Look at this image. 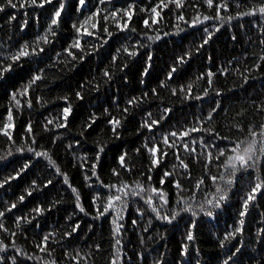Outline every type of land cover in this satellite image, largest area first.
Returning a JSON list of instances; mask_svg holds the SVG:
<instances>
[{"label":"snow or ice","instance_id":"snow-or-ice-1","mask_svg":"<svg viewBox=\"0 0 264 264\" xmlns=\"http://www.w3.org/2000/svg\"><path fill=\"white\" fill-rule=\"evenodd\" d=\"M119 2L121 6H117L113 0H96L97 5L105 7L94 6L89 8L87 15H84L83 9L89 6L90 0H77L74 10L79 12L82 18L71 22V28L74 31L73 37L70 38L71 42L61 51H57L53 45L57 43L63 15L67 12V0H0V13L5 14L4 23H0V29L8 25L21 33L28 27V9L36 11L51 6L46 27L32 40H16L15 32H13L8 35L6 41H0V80L5 79L6 75L13 72L15 68H23L25 64L29 66L26 83L22 88L9 94L7 115L0 124V136L5 138L6 142L4 155L0 156V163H3V170H0V190L3 192V195H0V264H29V262L58 264L54 257L56 248L50 245L61 247L68 264H95L96 254L102 253L101 244L86 245L89 248L87 252H82L80 248L72 245V239L79 232L83 222L75 220L74 217L81 213L89 217L90 223L86 229L88 232L93 231L95 222L106 217L109 219L112 238L107 264H124L126 257L123 237L127 231L124 221L132 205H136L137 219H133L131 224L133 229H141L139 237L141 245H145L146 240L154 239L150 234L154 231L152 228L154 221L171 225L178 217L183 218L182 214H189V225L183 234V242L180 246L179 264H192L189 249L196 239L194 230L197 219L201 216L210 220L215 219L218 212L224 210L228 204L230 194L233 193L239 181H243V184L240 185V205L235 212L236 218L233 224L225 229L222 238H218V247L223 250V258L220 259L219 264H264V226L257 227L251 235V242L242 239L246 233V218L250 216L253 209L259 208V201L264 200V173L261 172V168H264V121L259 125L252 121L245 124L243 119L246 115L245 109L237 110L229 117L228 111L222 108L220 103L223 92L214 85V77L217 74L227 78L231 72H234L241 77V86H243L250 78H254L253 70L256 72L264 70V0H202L205 11L210 14L201 12L202 5L193 3L192 0H154V3L148 7L139 9L141 13L146 14L137 17L142 20L143 32H139L133 24L137 13L136 0H119ZM108 5L111 7H107ZM188 7L194 9V15L186 19L184 13ZM19 9H24L23 18L19 24H15L17 15L9 10ZM165 10L168 15L174 16L178 23L174 25L175 33L164 32L162 36L156 30V26L164 20L162 13ZM34 18L39 20V15L37 14ZM245 18L249 19L256 33L254 37H248L251 56L244 55L239 59L229 60L226 65H220L217 72H213L209 67L206 72H200L186 85L171 86L175 84L174 77L179 68L192 60L194 54L198 55L222 28L228 26L246 31L245 25L241 23ZM110 19L114 31L109 30ZM233 21H236L235 25ZM180 22L186 27H181ZM201 25L203 27L200 29L202 35L199 38V44L194 38L192 48L185 49L182 54L175 56L164 74V79L158 80L157 87L142 90L140 96H130L126 106L121 109L123 113L121 118L112 115L108 108L103 109L108 117L106 124L110 126L109 130L115 139L120 138L119 130L123 128L122 120L127 118L130 109H141L142 119L137 135H140L141 130L145 134L142 137L141 146L135 149V155L140 156L142 151L147 154L146 171L138 170L134 159L130 157L127 150H124L113 157L116 166L110 169V175L116 182H105L101 179L100 163L102 156L106 155L107 145L97 141L91 158L86 153L80 155L76 151L81 147L82 140L86 139L85 133L92 129L99 119L95 112L89 113L78 137H73L72 141L65 142L64 137L55 134L56 130L69 129L70 117L74 114L72 101L67 95L60 97L64 106L59 114L54 119L46 118L42 127L44 132L53 133L51 144L55 146L59 142L64 146L72 166L81 170L85 185L93 193L90 198L92 212H88L82 203L80 191L73 186L68 173L62 170L57 160L53 158L52 148H45L37 140L31 121L27 123L24 135L19 137V143L14 138L13 107L22 110L25 106L21 102L23 99L26 100L27 107L31 109L33 103L29 93L34 86H38V82L45 81L46 71L52 68L64 70L61 65H65V60L75 67L87 56L99 52L101 47L108 45L114 35L121 33L124 35L120 46L115 48L114 53L108 51L112 68L124 72L129 67V62L137 60L141 57L142 50H146L143 51V65L140 71V84L145 85V78L153 66L152 45L163 40L164 37L180 35L186 29L195 30ZM149 30L156 31V34L150 35ZM88 39L92 40L90 48L85 46ZM232 39L236 40V36L233 35ZM4 44H7L6 48ZM253 48H259L260 52L252 51ZM49 52L53 55H49ZM208 59L211 62L212 58L208 57ZM249 61L251 62L248 63ZM112 68L103 69L101 75L105 84L110 83L115 77ZM94 80L95 77L92 78V81ZM92 81L79 84V90L74 93L76 100L83 101L86 90L99 92L100 84ZM201 82L206 87L200 88ZM194 85L196 86L195 94ZM158 88L167 90L171 96L179 97L184 101H204L212 94L209 108L206 112L201 108L200 115L194 113L193 121L172 124L170 115L173 108L161 103L157 105L158 116L154 118L153 112L143 109L142 105L149 102V92L152 98L160 99ZM118 99L117 97L113 103L118 104ZM36 101L38 104L45 102L40 96L36 97ZM251 108L257 116H264V98L253 99ZM221 113H224L225 120L236 121L225 124L223 127H226L229 133H237V136L222 135L219 128L214 126ZM195 133L200 135L194 136ZM241 135L243 138H240ZM17 154L23 159L18 160ZM188 159H191L194 164H202L204 168V175L194 182L191 179ZM41 161L45 162V169H50L51 175L58 178L61 186L67 187L73 197L74 209L66 216V221L70 223L63 232H58L56 229L36 232L35 235L39 239L33 238L34 251L29 254L17 245L16 237L20 235L27 240L29 226L31 229H39L40 219L45 218L46 214L52 212L54 208H58L64 199L62 195H59V190H57L58 198H49L51 192L45 190L49 189V186L52 189L56 188L53 179L49 177L33 178L24 187L16 185L20 189L19 193L16 191L9 193V189L13 187L14 181L20 180L30 170L35 172ZM169 164H171L170 168ZM8 168L12 169L11 172L7 171ZM157 169L161 170L162 175L157 183H153V173ZM124 175H127L129 179H124ZM182 179L191 183L192 187L186 188ZM206 180L208 184L205 183ZM166 182L170 183L175 190L174 202L164 189ZM185 192L191 193L187 199L184 197ZM198 194L201 197L200 200H196ZM26 198H32V201L36 202L29 207L25 203ZM257 215L259 225H264V211L258 212ZM140 221L144 223L141 224ZM144 234H148L146 238ZM157 237L160 240L166 239L164 234L157 233ZM233 241L236 243L233 244ZM151 251L157 252L156 249ZM196 253V264H201L199 249H196ZM137 256L139 260L146 259L143 251ZM165 257L166 253L158 252L151 264H174Z\"/></svg>","mask_w":264,"mask_h":264},{"label":"trees","instance_id":"trees-1","mask_svg":"<svg viewBox=\"0 0 264 264\" xmlns=\"http://www.w3.org/2000/svg\"><path fill=\"white\" fill-rule=\"evenodd\" d=\"M68 7L67 12L63 15V23L59 30V36L57 37V43L53 45L57 51H61L62 48L66 47L68 43L71 42L70 38L73 37L74 31L71 28V22L82 18L79 12L74 10V6L77 3V0H67ZM117 6H121L119 0H113ZM193 3H198L202 5V0H192ZM154 3V0H136L137 13L134 17L133 24L139 32H143L142 20L137 17L146 15L141 13L139 9L141 7H148L150 4ZM94 6H99L104 8V5H97L96 0H90L89 6L83 9L84 15H87L89 8ZM107 7H111L108 5ZM51 11V6L47 9H39L33 11L28 9V27L23 33L14 29L11 26L5 25V28L0 29V41H6L8 35H11L15 32L16 40H32L37 33L43 32L46 27V23L49 18V13ZM201 12L205 14H210L205 11V6H201ZM9 12L17 15V21L15 24H19L23 18L24 9L19 10H9ZM39 15V20H36L34 17ZM186 19H189L194 15V9L188 7L185 11ZM5 14L0 13V23H4ZM164 20L156 26V30L163 36L164 32L175 33L176 29L174 25L178 23L175 20L174 16L168 15L167 10L162 13ZM151 23V21H150ZM181 27H186L182 22ZM245 25L246 31H242L238 28H230L225 26L222 28L219 33H217L213 40L206 45L198 55L194 54L192 60L187 64L182 65L177 74H175V84L171 86L177 87L179 84H187L190 81L194 80L195 77L200 72H206L209 67L212 68L213 72H217V69L220 65H226L227 61L233 59H239L244 55L251 56V52L248 48V37L255 36L256 33L251 27V22L248 18H245L244 21H241ZM236 24V21H233V25ZM108 27L110 31H114V26L111 19L108 21ZM203 25L199 26L197 29H186L185 32H182L180 35H172L164 37L163 40L158 41L152 45L153 53V66L149 72V75L145 78V85L140 84V71L143 65V51L141 57L137 60L129 62V67L125 69L124 72L118 71L116 68H112L111 62L108 58V51H113L116 47L120 46L121 41L123 40V33L114 35L112 40L109 41L108 45L101 47L99 52L94 53L93 55L87 56L82 63H77L73 67L72 63H69L65 60V65H61L60 70L58 68H52L46 71V79L43 82H38V86H34L33 90L29 93L32 97L33 107L29 109L26 105V100L22 99V104L24 108L18 110L13 107V116L15 122L14 129V138L17 139L19 143V137L24 135L25 127L29 121H31L33 126V132L37 136V140L40 141L45 148H52L53 158L57 160V163L60 165L62 170L66 171L70 177L73 186H75L81 194L82 203L88 212H92L90 198L93 195L92 191L85 185L82 172L79 168L73 167L70 162L69 155L65 152V148L59 142L53 146L51 144V138L53 133H46L43 131L42 125L46 122V118L54 119L60 112V109L64 106V102L60 99L67 95L72 101V106L74 114L70 117L69 129H59L56 130L55 134H59L65 138V142L73 140V137H78L81 126L84 124L85 120L88 118L90 112H95L99 119L96 124L93 125L92 129H89L85 133L86 139L82 140V145L77 149V153L84 155L85 153L91 158L94 155L95 144L97 141H102L107 145L105 151L106 155L102 156L100 163V172L101 179L105 182L115 183L116 180L110 175V169L115 167L116 164L113 160L114 156H117L120 152L127 150L130 157L135 161V166L138 170H145L148 166V156L142 151L140 156L135 155V149L140 147L142 144V137L144 136V131H140V135H137V129L139 127L140 120L142 119L141 109L131 110L127 115L126 119L122 120L123 128L120 131V138L115 139L107 124L106 120L108 119L107 115L104 113L103 109L108 108L112 115L121 118L123 113L121 109L126 106V101L130 96H140L142 90H148L150 87H157L158 80L164 79V74L167 71V68L172 64L176 55L183 53L185 49L193 47V39L197 44L200 42V36L202 32ZM150 35H155L156 31L149 30ZM236 36V40L232 39V36ZM83 43V41H82ZM92 40L88 39V43L85 45L90 48ZM4 47H7V44H4ZM252 51L259 53V48H253ZM49 55H53L49 52ZM208 57H211V62H209ZM123 58V57H122ZM63 59V57H62ZM249 61L248 63H250ZM244 64H241L243 69ZM28 65L25 64L23 68H15V70L6 75L5 79L0 80V124L3 123V119L7 115V108L9 107L10 93L16 91L17 89L22 88L26 83L28 78ZM35 67V65H33ZM44 67V65H40ZM105 67L112 68L115 72L114 79L105 84L102 79V72ZM252 76L247 84L241 86L242 80L241 77L231 72L227 78L217 74L214 77V85L216 88L220 89L223 92V96L220 98V103L222 108L228 111L229 117H231L237 110L245 109L246 115L244 116V123L247 124L248 121L259 125L260 122L264 121V116H257L254 109L251 108V102L253 99L260 100L264 98V70L256 72L253 70ZM95 77V80L92 81V78ZM85 81H92L93 83L100 84L99 92L94 90L84 91L85 99L83 101H78L75 99V91L79 90V84L84 83ZM200 88L206 87V85L201 82L199 85ZM196 86L194 85V94ZM160 92V99L157 100L151 97V92H149L150 100L149 102L142 105L143 109H148L153 112V117L158 116L157 105L166 104L170 105L173 108V112L170 115V121L172 124H184L188 121H193V114H201V108L206 112L209 108V103L211 100L212 94L208 98H205L204 101H184L179 97L171 96L170 92L167 90L157 89ZM43 97V100L40 104L37 103L36 97ZM118 99V104L113 103V101ZM239 120V118H237ZM234 123L236 121L225 120L224 113L220 114L219 119L216 121L215 127H218L221 131V134H228L230 136H237L235 132H228L226 127L223 125L228 123ZM167 123V122H165ZM51 127V126H50ZM159 135V133H157ZM194 136H199V133L193 134ZM240 138H243L241 135ZM6 150L5 138L0 136V156L4 155ZM17 158L19 157L17 154ZM12 159V158H9ZM190 165L191 170V179L194 182L202 175H204V168L202 164H194L191 159L187 161ZM45 162L41 161L35 172L29 171L25 174L20 180L13 182V187L9 189V193L16 191L19 193V188L16 185L24 187L27 185V182L33 178L44 179L49 177L53 179L54 184L56 185L55 189H52L49 186V189L45 191H50V199L58 198L59 195L63 196L64 202L54 208L52 212L47 213L45 218H41L40 228L31 229L29 226V231L27 233L28 239L25 240L22 236L18 235L16 237V243L18 246L22 247L31 254L34 251L33 238L39 239L36 237V232L40 230L50 231L56 229L58 232H63L67 227L68 223L66 221V216L71 213L74 209L73 197L70 195L69 190L66 186H61L58 181V178L54 175H51L50 169H45ZM163 167V165L161 166ZM171 164H169V168ZM0 170H3V163H0ZM11 168H8L7 171L11 172ZM213 172L215 169L213 168ZM261 172L264 173V168H261ZM162 172L160 169H157L153 173V183H157ZM124 179H129L127 175L123 176ZM182 183L186 188L192 187V184L187 180L182 179ZM206 184L209 182L206 180ZM243 184V181H239L236 188L233 189V193L230 194V199L228 204L225 206L224 210L219 211L216 218L210 220L207 217H199L197 219V226L194 230L195 241L192 242V245L189 249L192 264H196V249H199V259L201 264H219L220 259L223 258V250L218 247V238H222V234L225 229L232 225L235 220V212L240 205L239 196L241 194L240 185ZM164 189L169 193L171 200L175 201V190L172 188L170 183H165ZM0 195H3L2 190H0ZM191 193L185 192L184 197L187 199ZM7 199V197L5 198ZM201 197L198 194L196 200H200ZM31 201V203H29ZM36 201H32V198H26L25 203L31 207ZM46 203V202H45ZM174 206V204H173ZM19 207V206H18ZM136 205L129 207L126 219L124 221L125 235L123 237L124 243V252L125 260L124 264H151L152 260L157 256L158 252L166 253V260L174 262V264H179L181 259L180 257V246L183 242L182 237L185 233L188 225L190 216L187 213L182 214L183 218H177L173 224L168 225L162 222L154 221L152 228L154 231H151L150 234L153 235L154 239L152 241H147L145 245L140 244L139 237L141 235V229H133L131 221L137 219V214L135 211ZM264 211V200L259 201V208L253 209L248 218H246V233L242 239L246 242H251V235L254 234L255 230L259 225L257 213ZM77 221H83L81 223V228L79 232L73 237L72 245L78 247L82 252H87L89 248L86 246L99 243L102 246V253L96 254L95 264H107L108 253L111 250V227L110 221L106 217L101 221H97L94 224L93 231L88 232L87 225L90 223L89 217L84 216V214H79L74 217ZM35 223V222H34ZM141 224L144 221H140ZM10 224V222H9ZM11 226V225H10ZM157 233L164 234L166 239L160 240L157 237ZM145 238L148 234H144ZM233 244L236 242L233 241ZM55 247L56 251L54 257L57 259L58 264H68L64 259L63 252L59 245H50ZM147 249V250H146ZM151 249H156L157 252L151 251ZM145 253V260H139L137 254L140 252ZM130 258V260L128 259ZM32 264V262H29Z\"/></svg>","mask_w":264,"mask_h":264}]
</instances>
